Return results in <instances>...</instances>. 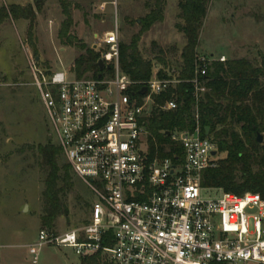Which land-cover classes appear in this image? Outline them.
Here are the masks:
<instances>
[{"label": "built area", "instance_id": "obj_1", "mask_svg": "<svg viewBox=\"0 0 264 264\" xmlns=\"http://www.w3.org/2000/svg\"><path fill=\"white\" fill-rule=\"evenodd\" d=\"M93 48L104 66H111V76L77 78L74 73L69 78L72 67L44 75L37 62L29 63L51 137L97 198L80 227L62 233L41 229L30 245L35 248L32 263L41 247L54 246L107 264H264L261 196L200 185L202 172L219 160L209 134L201 136L198 127L175 130L170 140L181 148V156L149 153L145 121L155 105L153 97L179 81L158 78L153 71L142 86L146 92L137 98L119 67L118 27ZM213 61L225 58L196 56L190 80L196 99L206 90L198 77L206 75ZM157 106L173 111L176 97ZM213 190L219 194H202Z\"/></svg>", "mask_w": 264, "mask_h": 264}, {"label": "rangeland", "instance_id": "obj_2", "mask_svg": "<svg viewBox=\"0 0 264 264\" xmlns=\"http://www.w3.org/2000/svg\"><path fill=\"white\" fill-rule=\"evenodd\" d=\"M67 1L73 20L69 33L91 48L101 45L105 33L115 26L119 43H128L139 26L123 17L137 19L146 11L145 0ZM206 1L207 12L197 54L224 56L225 61L246 58L254 65L259 64L264 55V0ZM30 2L32 0H0V7ZM177 2L168 0L170 6L163 22L142 34L138 43L142 57L152 61L154 72L162 68L157 62L158 47L165 51L170 72L181 64L179 55L185 40L175 29V24L180 22ZM64 18L58 0H45L42 10L36 14L30 37L26 20L8 18L0 23V264H33L35 248L30 245L41 230L44 179L36 146L45 143L51 130L29 63L37 62L44 75L49 71L70 70L81 51L58 40ZM172 47L175 50L171 51ZM68 76L74 77L73 70ZM261 81L264 84V78ZM261 137L264 145V132ZM51 142L55 144L53 138ZM224 156L217 152L218 159ZM71 177L73 189L64 198L69 213L67 217L56 219L55 233L80 227L89 216L90 205L97 203L91 189L73 172ZM202 194L214 196L219 191H203ZM249 227L252 228L251 220ZM87 259L90 258L79 257L71 248L43 246L36 264H107L103 259L97 263H89Z\"/></svg>", "mask_w": 264, "mask_h": 264}, {"label": "trees", "instance_id": "obj_3", "mask_svg": "<svg viewBox=\"0 0 264 264\" xmlns=\"http://www.w3.org/2000/svg\"><path fill=\"white\" fill-rule=\"evenodd\" d=\"M58 2L65 18L60 24L57 38L61 44L81 51L72 65L76 77L111 76V66L99 68V52L69 33L73 24L70 5L67 0ZM44 3L45 0H32L26 5L0 7V23L8 18L13 21L26 20L29 23L27 35L30 37L36 14L42 10ZM165 5L166 0H145L144 15L137 19L123 17L125 21L138 23L139 26L138 32L131 36L128 43H119L118 59L120 70L132 81L130 94L137 98L144 82L153 73V63L142 57L138 43L142 34L154 24L163 22ZM177 9L180 22L175 24V29L185 40L179 55L181 64L176 71L171 69L170 72L165 51L158 47L157 62L162 68L157 70L156 75L158 78L175 77L179 82L153 97L155 105L151 116L145 121L149 153L161 158L171 157L175 153L179 157L181 148L170 140L169 134L175 130L192 131L198 127L203 136L204 128L208 127L217 152L225 156L218 160L216 167L202 172L201 187L221 189L235 195L258 193L264 200V145L256 141V134L264 132V84L261 81L264 78V55H261L257 65L246 58L213 61L207 67L206 75L198 77L206 90L196 99L190 80L195 77V60L207 1L178 0ZM152 44L157 46L156 43ZM172 96L176 97L177 108L173 111L160 110L157 105H162ZM36 151L38 166L44 173L41 229L53 231L56 219L67 217L69 213L64 198L73 189L72 169L61 149L51 141L46 139L44 144H38ZM84 205L88 207L85 202ZM99 261L97 258L87 259L89 263Z\"/></svg>", "mask_w": 264, "mask_h": 264}, {"label": "water", "instance_id": "obj_4", "mask_svg": "<svg viewBox=\"0 0 264 264\" xmlns=\"http://www.w3.org/2000/svg\"><path fill=\"white\" fill-rule=\"evenodd\" d=\"M137 22H138V21H137ZM37 59H38V58H36V60H37ZM97 64H98V66H99L100 69H102L103 67H105V66H104V63L102 62L101 59L98 60ZM145 92H146V87H142L141 90L139 91V94H140V95H143ZM208 133H209V128H208V127H205V128H204V135L207 136ZM167 134H169V133H167ZM47 140H48V141H51V140H52L51 135H48V136H47ZM256 141H257L258 143H261V141H262V137H261V135H260L259 133L256 134ZM214 154H215V151L212 152V155H214Z\"/></svg>", "mask_w": 264, "mask_h": 264}, {"label": "crops", "instance_id": "obj_5", "mask_svg": "<svg viewBox=\"0 0 264 264\" xmlns=\"http://www.w3.org/2000/svg\"><path fill=\"white\" fill-rule=\"evenodd\" d=\"M167 3H168V0H166V5H165V9H164V15H165V12H166L167 8L170 6V5H167Z\"/></svg>", "mask_w": 264, "mask_h": 264}]
</instances>
